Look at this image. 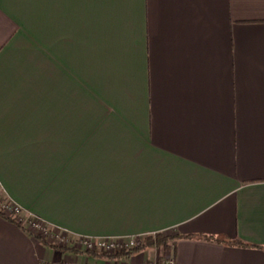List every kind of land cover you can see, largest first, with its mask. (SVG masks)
Listing matches in <instances>:
<instances>
[{
  "label": "crops",
  "instance_id": "1",
  "mask_svg": "<svg viewBox=\"0 0 264 264\" xmlns=\"http://www.w3.org/2000/svg\"><path fill=\"white\" fill-rule=\"evenodd\" d=\"M0 187L77 237H183L107 260L0 216V264H264V0H0Z\"/></svg>",
  "mask_w": 264,
  "mask_h": 264
},
{
  "label": "rangeland",
  "instance_id": "2",
  "mask_svg": "<svg viewBox=\"0 0 264 264\" xmlns=\"http://www.w3.org/2000/svg\"><path fill=\"white\" fill-rule=\"evenodd\" d=\"M12 203L13 202L11 200H9V198L5 195L4 191L0 187V207L2 209H4V207H7L8 205L11 206ZM19 207H21V206H19ZM23 211H24V209H23ZM1 212L3 213V211H1ZM8 215L10 216L9 218L11 220L17 221V219H14L11 217L10 213H8ZM5 217H7V216H5ZM38 219H40V218L32 216L30 214H27L26 212H23V213H21V218H18L17 223L19 221H21L20 222L21 225L26 224V228L24 230H22L23 232H25L29 236L35 238L38 242L43 243V244L51 247L52 249L54 248V250H57V251L63 252V253H70V254H73L76 256L88 255L91 257L95 253H101V254H106V255H113V254L118 253V251L114 252V253H105V252H102V251H100L98 249H94V248L91 250H88L81 244L80 239H78L77 236H74V235H71V234L66 233L64 231L58 230V229L54 228L53 226H50V224H48V223L45 224V223L38 221ZM33 222L38 223V225L40 226L39 230H33L31 228L30 225L33 224ZM162 234L166 237H171V236H174L176 233L175 232H165ZM151 236H155V235L140 236V237L134 238L135 242L138 243L136 248L144 247L146 245L147 239ZM78 237L101 238V237H92V236H78Z\"/></svg>",
  "mask_w": 264,
  "mask_h": 264
},
{
  "label": "built area",
  "instance_id": "3",
  "mask_svg": "<svg viewBox=\"0 0 264 264\" xmlns=\"http://www.w3.org/2000/svg\"><path fill=\"white\" fill-rule=\"evenodd\" d=\"M14 203V202H13ZM11 204V206L4 207L2 209L0 207V211H3L4 216L10 217L8 213H10L11 217L14 219L21 218V213H23V209L19 207L17 204ZM6 214V215H5ZM16 221V222H17ZM38 221L47 224L41 219H38ZM19 221L18 223H20ZM21 224V223H20ZM23 226V227H22ZM33 230H39L40 226L38 223H34L30 225ZM26 228V224H23L20 226L21 230H24ZM65 232V231H64ZM69 233V232H66ZM71 234V233H69ZM72 235V234H71ZM140 237V236H138ZM80 239L81 244L88 250L91 249H98L105 253H114L119 251L120 249L126 248V249H133L136 248L138 243L135 242L134 238L136 237H129V238H85V237H77ZM167 264H174L173 260H168Z\"/></svg>",
  "mask_w": 264,
  "mask_h": 264
},
{
  "label": "trees",
  "instance_id": "4",
  "mask_svg": "<svg viewBox=\"0 0 264 264\" xmlns=\"http://www.w3.org/2000/svg\"><path fill=\"white\" fill-rule=\"evenodd\" d=\"M0 216L2 218H4L5 220L15 224L17 227L20 228L21 224L17 223L14 220H11L10 218H7L4 216V214L0 211ZM192 238V236H188L187 237ZM183 239L182 236H180L179 234H175L174 236L171 237H166L164 236L162 233L160 234H155V236H151L147 239L146 245L144 247L141 248H133V249H126L123 248L120 251H118V253L113 254V255H106V254H101V253H95L92 256L93 257H98V258H104L107 260H113V259H118V260H128L130 259L133 255L143 251V250H147V249H160L163 253V255H166L170 252H174V246L173 243L175 241L181 240ZM208 240H213V239H208ZM215 241V240H214ZM216 242L219 243H226V240H222L220 241V239L216 240ZM231 243V242H228ZM54 249V248H53Z\"/></svg>",
  "mask_w": 264,
  "mask_h": 264
}]
</instances>
